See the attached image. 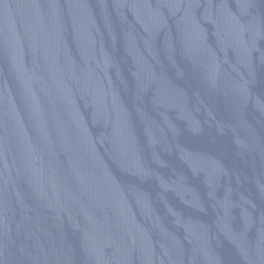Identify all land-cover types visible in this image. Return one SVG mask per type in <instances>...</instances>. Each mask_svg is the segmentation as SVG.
<instances>
[{"label":"water","instance_id":"95a60500","mask_svg":"<svg viewBox=\"0 0 264 264\" xmlns=\"http://www.w3.org/2000/svg\"><path fill=\"white\" fill-rule=\"evenodd\" d=\"M0 264H264V0H0Z\"/></svg>","mask_w":264,"mask_h":264}]
</instances>
